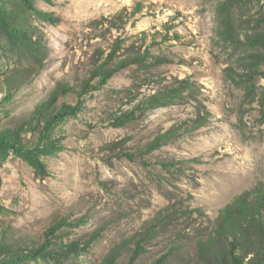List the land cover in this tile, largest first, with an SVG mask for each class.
Here are the masks:
<instances>
[{
	"label": "rangeland",
	"instance_id": "obj_1",
	"mask_svg": "<svg viewBox=\"0 0 264 264\" xmlns=\"http://www.w3.org/2000/svg\"><path fill=\"white\" fill-rule=\"evenodd\" d=\"M223 5L263 42L222 38ZM118 43L166 62L93 78ZM0 138V264H201L163 234L132 254L165 207L264 183V0H0Z\"/></svg>",
	"mask_w": 264,
	"mask_h": 264
},
{
	"label": "trees",
	"instance_id": "obj_2",
	"mask_svg": "<svg viewBox=\"0 0 264 264\" xmlns=\"http://www.w3.org/2000/svg\"><path fill=\"white\" fill-rule=\"evenodd\" d=\"M220 13L221 24L218 32L222 38L234 42H241L245 38L250 41L263 42L260 33L252 36L238 32L233 27L229 10L225 9L224 5L220 9ZM118 47L120 44H115L107 60L95 67L91 75L93 78H99L105 82L115 73L131 65L166 62L164 56L149 52L117 58ZM174 96L175 93L171 91L155 93L149 98L148 103L150 106H164L166 102L173 100ZM74 110L73 107H69L65 113L74 112ZM62 113L64 111L59 114ZM179 130L177 128L167 130L155 137L152 145L166 141L170 135ZM1 142L9 141L6 138H0ZM183 212V222L181 223L178 221L177 210L173 206H167L159 211L157 217L149 221L144 228V233L140 237L141 241H138L134 246L132 259L135 260L141 255L142 242H147L156 235L163 234L169 235L173 239L168 246L169 254L187 252L189 255H196L201 264H264V183L260 182L251 190L239 194L231 203L221 208L218 216L214 219L199 207ZM197 217L206 218L207 224L201 225L200 223V227H197L196 224H193V221H198ZM194 232H196V237L193 235ZM7 238L8 234L4 230L0 242ZM0 245L6 246L3 242ZM194 247L196 248L194 249ZM110 256L113 262L117 255L111 252ZM163 258H167V255Z\"/></svg>",
	"mask_w": 264,
	"mask_h": 264
}]
</instances>
